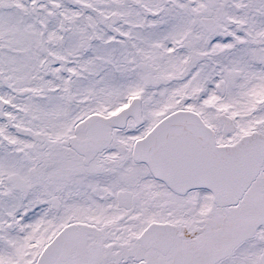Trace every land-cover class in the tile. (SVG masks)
Masks as SVG:
<instances>
[{
	"label": "snow or ice",
	"instance_id": "snow-or-ice-1",
	"mask_svg": "<svg viewBox=\"0 0 264 264\" xmlns=\"http://www.w3.org/2000/svg\"><path fill=\"white\" fill-rule=\"evenodd\" d=\"M0 264H264V0H0Z\"/></svg>",
	"mask_w": 264,
	"mask_h": 264
}]
</instances>
